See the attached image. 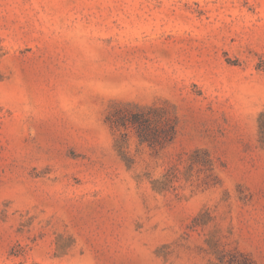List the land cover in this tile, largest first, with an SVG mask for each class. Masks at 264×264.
Here are the masks:
<instances>
[{
	"label": "rangeland",
	"instance_id": "1",
	"mask_svg": "<svg viewBox=\"0 0 264 264\" xmlns=\"http://www.w3.org/2000/svg\"><path fill=\"white\" fill-rule=\"evenodd\" d=\"M263 113L264 0H0V264H264Z\"/></svg>",
	"mask_w": 264,
	"mask_h": 264
},
{
	"label": "trees",
	"instance_id": "2",
	"mask_svg": "<svg viewBox=\"0 0 264 264\" xmlns=\"http://www.w3.org/2000/svg\"><path fill=\"white\" fill-rule=\"evenodd\" d=\"M118 113L122 114L120 110ZM263 118L264 113L260 115L262 133L264 132ZM120 119L118 125L122 123L124 126L132 127L141 143H146L152 147H164L166 144L172 142L177 134L176 118L155 106L131 111L126 117ZM154 187L160 191V182H156Z\"/></svg>",
	"mask_w": 264,
	"mask_h": 264
}]
</instances>
